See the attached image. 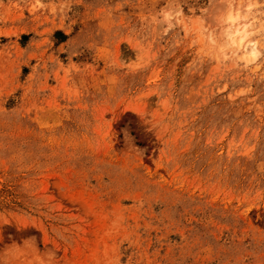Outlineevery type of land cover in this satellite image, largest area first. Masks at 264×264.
<instances>
[{
  "label": "rangeland",
  "instance_id": "obj_1",
  "mask_svg": "<svg viewBox=\"0 0 264 264\" xmlns=\"http://www.w3.org/2000/svg\"><path fill=\"white\" fill-rule=\"evenodd\" d=\"M0 264H264V0H0Z\"/></svg>",
  "mask_w": 264,
  "mask_h": 264
},
{
  "label": "bare ground",
  "instance_id": "obj_2",
  "mask_svg": "<svg viewBox=\"0 0 264 264\" xmlns=\"http://www.w3.org/2000/svg\"><path fill=\"white\" fill-rule=\"evenodd\" d=\"M229 17H230V18H229L230 20L232 19L231 21H234V19L237 18L236 16H232L231 14H230ZM235 21H236V20H235ZM233 23H234V22H233ZM233 23H231V24L233 25ZM235 23H236V22H235ZM230 26H231V25H230ZM230 29H231V28H230ZM228 32L230 33V30H229V29H228ZM231 33H232V30H231ZM250 44H251V43H250ZM250 44H249V45H250ZM247 45H248V44H247Z\"/></svg>",
  "mask_w": 264,
  "mask_h": 264
}]
</instances>
